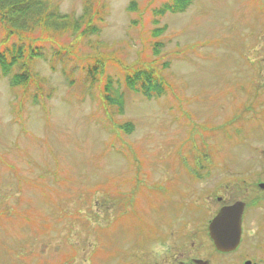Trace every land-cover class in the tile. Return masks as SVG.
<instances>
[{
    "label": "rangeland",
    "instance_id": "rangeland-1",
    "mask_svg": "<svg viewBox=\"0 0 264 264\" xmlns=\"http://www.w3.org/2000/svg\"><path fill=\"white\" fill-rule=\"evenodd\" d=\"M53 1L82 11L83 0ZM165 1L97 0L102 30L72 57L34 64L49 97L0 74V264H264V0H193L155 25ZM142 64L160 68L166 92L127 87ZM106 85L121 108L103 101ZM188 157L208 178L185 176ZM236 179L246 188L232 189ZM216 192L247 204L240 247L219 256L206 237ZM149 234L159 238L140 246Z\"/></svg>",
    "mask_w": 264,
    "mask_h": 264
},
{
    "label": "trees",
    "instance_id": "trees-1",
    "mask_svg": "<svg viewBox=\"0 0 264 264\" xmlns=\"http://www.w3.org/2000/svg\"><path fill=\"white\" fill-rule=\"evenodd\" d=\"M190 1L168 0L156 12L163 14L167 10H182ZM103 20V7H98L93 1H85L82 13L75 16L60 13L51 0H0L1 73L11 75V86L19 87L25 93L32 88L34 92L40 90L43 80L36 75L34 61L46 58L47 54L52 58L72 57V54H75V45L87 43L91 35L98 34ZM152 33L156 37L159 31L157 32L156 28ZM62 35L71 39L65 46L57 43V38ZM99 57L101 58L96 57L95 60L100 59L103 63L107 60L100 55ZM145 65L132 68V71L126 74L125 82L131 90L147 98L160 96L166 92L168 84L160 76L159 67ZM165 65L166 63L163 66ZM85 71L87 77L94 81L96 65H87ZM110 93L106 85L103 90L104 102L121 106L117 95Z\"/></svg>",
    "mask_w": 264,
    "mask_h": 264
},
{
    "label": "water",
    "instance_id": "water-1",
    "mask_svg": "<svg viewBox=\"0 0 264 264\" xmlns=\"http://www.w3.org/2000/svg\"><path fill=\"white\" fill-rule=\"evenodd\" d=\"M264 188V184L260 185ZM244 204L235 202L222 207L209 224V235L218 250L229 251L236 247L240 236V218ZM206 264V261H196Z\"/></svg>",
    "mask_w": 264,
    "mask_h": 264
}]
</instances>
